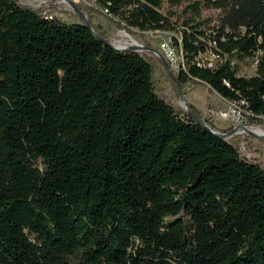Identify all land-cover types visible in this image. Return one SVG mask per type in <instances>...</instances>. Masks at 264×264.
<instances>
[{
    "label": "trees",
    "instance_id": "1",
    "mask_svg": "<svg viewBox=\"0 0 264 264\" xmlns=\"http://www.w3.org/2000/svg\"><path fill=\"white\" fill-rule=\"evenodd\" d=\"M94 1L117 27L178 34V86L264 118V0H187L174 19L164 0ZM254 56L238 75L233 60ZM189 109L139 51L0 0V264H264V167Z\"/></svg>",
    "mask_w": 264,
    "mask_h": 264
},
{
    "label": "rangeland",
    "instance_id": "2",
    "mask_svg": "<svg viewBox=\"0 0 264 264\" xmlns=\"http://www.w3.org/2000/svg\"><path fill=\"white\" fill-rule=\"evenodd\" d=\"M16 1L32 8H38L43 14L57 17L66 23L79 22L82 20L79 15V13H81L88 22L90 20L92 24L98 25L110 42L117 40L122 46H136L131 49L139 51L153 66V78L159 94L167 102L172 104L180 114L188 112L190 110L189 106H192L201 117L204 118L207 122L206 125L211 127L212 130L221 133H230V131H232V128H229L227 122L219 118H213L209 111L208 114L211 116H207L204 113L205 110H219L224 108L226 104V101L215 91L211 90L207 84L198 80H189L182 86H178L175 76L178 74L183 58L181 51L176 49L173 44L172 38L178 36L175 31H140L137 28H127L123 26L124 24L122 23L120 27H117L112 20L108 18V14L102 11L105 8L98 6L94 0H79L74 2L79 6V13L76 12V10L70 11L66 9L61 2L58 3V0ZM181 2L182 3L177 7H172L168 6L167 1L164 0L162 11L165 13L169 11V13L173 14L172 18L174 19L176 16L175 13L181 15V10L188 1L181 0ZM219 14L220 10L218 8L210 7L201 10V16L205 19H209L211 25H216L219 22ZM178 39L180 40V37ZM162 42H167L174 54L170 56L166 55L161 47ZM138 44L150 49L151 52L147 49L137 47ZM209 44L211 45V43ZM202 60H206L213 64L217 60V57L213 55L211 51H208L202 56ZM233 64L238 75L252 76L255 73V65L249 60H233ZM254 120L255 119H246L244 122L240 123L244 125V127H251V130H241L242 128H239L235 130L238 132L240 131L239 133H235L234 131L225 138L232 143L238 140L237 147L239 152L247 158L256 159L264 167V135L260 136L254 133L255 129H261L264 132V118L260 117L261 121L259 122Z\"/></svg>",
    "mask_w": 264,
    "mask_h": 264
},
{
    "label": "built area",
    "instance_id": "3",
    "mask_svg": "<svg viewBox=\"0 0 264 264\" xmlns=\"http://www.w3.org/2000/svg\"><path fill=\"white\" fill-rule=\"evenodd\" d=\"M79 0H58V3H62L66 9L70 10V11H74L75 9L72 6V2H77ZM75 4V3H74ZM76 5V4H75ZM104 13L108 14L107 9H103L102 10ZM243 29V28H241ZM115 47H119L118 44L119 42L117 40H114L113 42H111ZM117 43V44H116ZM137 47H141L143 49L144 48L143 45L138 44ZM162 50L165 51V54L170 56L173 53V50H171L169 44L167 42H162L161 44ZM125 48V47H124ZM148 51L151 52L150 49H147ZM249 60L252 64L255 65L256 68V63H257V58L256 56L247 59ZM233 64V62H232ZM226 101V100H225ZM180 103V102H179ZM208 111L210 114H212L213 118H219L224 122H227L229 125V128H232V131H230V133L227 134V136L231 135L236 129L238 130L239 128L241 130L245 129L246 127H244V125H241V122H244L246 119L252 118L253 114L251 112V110L248 107V103L243 100H232V101H226L225 107L221 108L219 110L215 109H209V110H205L204 113L207 116H211L210 114H208ZM240 132V131H239ZM238 131H235V133H239ZM226 136V137H227Z\"/></svg>",
    "mask_w": 264,
    "mask_h": 264
},
{
    "label": "water",
    "instance_id": "4",
    "mask_svg": "<svg viewBox=\"0 0 264 264\" xmlns=\"http://www.w3.org/2000/svg\"><path fill=\"white\" fill-rule=\"evenodd\" d=\"M72 6H73V8L76 10V12H80L79 11V9L76 7V5L75 4H73L72 3ZM79 15L81 16V18H82V21L92 30V32H93V34H94V36L95 37H97V38H99L101 41H103V42H105V43H107L108 45H110L111 47H113L114 49H116V50H119V51H121V50H129V49H131L132 47H136V46H130V47H125V48H119V47H115L109 40H105V39H102L101 37H99L98 36V34L96 33V32H94L93 31V29H92V26H91V24L84 18V16L81 14V13H79ZM144 48H146V47H144ZM146 49H148V48H146ZM210 130L211 131H213V133H215V134H219L221 137H223V138H225L226 136H227V134L228 133H226V132H224V133H221V132H218V131H214V130H212L211 128H210Z\"/></svg>",
    "mask_w": 264,
    "mask_h": 264
},
{
    "label": "bare ground",
    "instance_id": "5",
    "mask_svg": "<svg viewBox=\"0 0 264 264\" xmlns=\"http://www.w3.org/2000/svg\"><path fill=\"white\" fill-rule=\"evenodd\" d=\"M119 48H124V47H128V46H122V44H118ZM244 130H251V127H246ZM254 133L260 135V136H263L264 135V132L261 130V129H255L254 130Z\"/></svg>",
    "mask_w": 264,
    "mask_h": 264
}]
</instances>
